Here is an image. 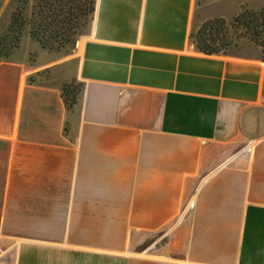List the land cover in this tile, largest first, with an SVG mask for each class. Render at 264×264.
Instances as JSON below:
<instances>
[{"label": "crops", "instance_id": "crops-1", "mask_svg": "<svg viewBox=\"0 0 264 264\" xmlns=\"http://www.w3.org/2000/svg\"><path fill=\"white\" fill-rule=\"evenodd\" d=\"M242 6L96 0L72 52L0 61V264H264V58L189 41Z\"/></svg>", "mask_w": 264, "mask_h": 264}, {"label": "trees", "instance_id": "trees-1", "mask_svg": "<svg viewBox=\"0 0 264 264\" xmlns=\"http://www.w3.org/2000/svg\"><path fill=\"white\" fill-rule=\"evenodd\" d=\"M81 1L43 0L39 12L33 16L29 31L30 35L37 39L43 48L57 49L63 43L59 37H62L64 31H67L72 23L70 22L71 18L67 20V17L72 15V9H79ZM90 7L87 13L94 11V8ZM227 21L225 18L217 17L206 22L205 28L209 30V33H214L215 36L210 35L208 38L206 36V38L201 39L198 43L200 51L206 54H218L222 51V48L218 46L220 37L217 34H220ZM229 23L236 29L245 31L248 37L261 47L264 58V7L254 9L242 6L241 11ZM25 24L18 13L15 12L8 31L0 37V61L9 59L14 50L19 47ZM64 39H67V37H64ZM82 91V83L81 86H77L74 81H70L63 85L62 92L68 110H73L78 104Z\"/></svg>", "mask_w": 264, "mask_h": 264}, {"label": "rangeland", "instance_id": "rangeland-1", "mask_svg": "<svg viewBox=\"0 0 264 264\" xmlns=\"http://www.w3.org/2000/svg\"><path fill=\"white\" fill-rule=\"evenodd\" d=\"M42 5L43 0H13L11 5L4 10L0 3V37H2L8 31L13 14L15 12H17L20 18H22L26 23L19 47L14 50V53L19 50V48H21L20 52H22L26 49L40 47L41 43L37 39L33 38L30 35L29 31L31 29V23L33 22L34 14H37L39 12V8ZM95 5L96 0H82L79 4V9H72V15L67 17V20L71 18L70 22L72 23L70 24V27L67 28V31H64L62 37H59V39L63 43L59 47H57V49H45L58 52H72L74 49H76L78 41L89 31L93 23ZM90 6L94 8V11L92 13H87L89 12V8H91ZM231 12H233L232 9L229 13ZM208 20H198L192 27L189 41L190 45L197 50H199L198 43L201 39L206 38V36L208 38L210 35L212 37L215 36L214 33H209V30L205 28V24ZM227 20L228 21L221 30L220 34H217L220 37L218 46L222 48V51L218 54L239 55L247 57L261 54L263 56L261 47L256 45L248 37L245 31L233 27L229 23L230 21H232V18ZM64 37H67V39H64ZM72 81H74L75 85L81 86V82H79L77 79H74Z\"/></svg>", "mask_w": 264, "mask_h": 264}]
</instances>
